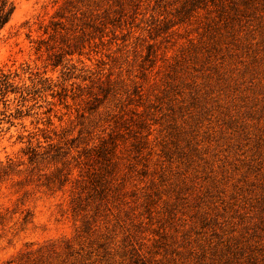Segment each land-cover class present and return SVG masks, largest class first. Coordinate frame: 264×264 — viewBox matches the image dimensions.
I'll use <instances>...</instances> for the list:
<instances>
[{
  "label": "rangeland",
  "instance_id": "374dc122",
  "mask_svg": "<svg viewBox=\"0 0 264 264\" xmlns=\"http://www.w3.org/2000/svg\"><path fill=\"white\" fill-rule=\"evenodd\" d=\"M9 1L0 264H264V0Z\"/></svg>",
  "mask_w": 264,
  "mask_h": 264
},
{
  "label": "trees",
  "instance_id": "16d2710c",
  "mask_svg": "<svg viewBox=\"0 0 264 264\" xmlns=\"http://www.w3.org/2000/svg\"><path fill=\"white\" fill-rule=\"evenodd\" d=\"M14 10V5L9 0H0V30L8 22ZM9 88V89H8ZM13 81L9 74L1 72L0 74V93L14 92ZM33 158V153L29 156V161ZM9 164L4 165L0 162V179L7 173Z\"/></svg>",
  "mask_w": 264,
  "mask_h": 264
}]
</instances>
